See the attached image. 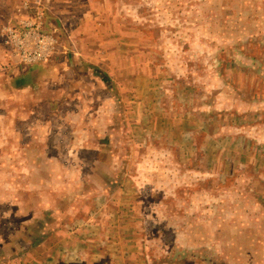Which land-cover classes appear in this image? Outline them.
<instances>
[{
  "label": "rangeland",
  "instance_id": "1",
  "mask_svg": "<svg viewBox=\"0 0 264 264\" xmlns=\"http://www.w3.org/2000/svg\"><path fill=\"white\" fill-rule=\"evenodd\" d=\"M43 2L22 0L21 9L36 13L33 19L51 9L64 16L61 6ZM70 3L75 6L69 14L79 16L78 26L94 33L89 44L100 47L96 54H85V61L93 73L104 76L105 93L116 96L105 108L113 106L120 123L119 141L128 138L135 145L121 149L125 155L120 159L131 161L120 167V181L97 184L121 192V209H145V219L153 227L141 232L139 222L144 219L135 211L114 213L105 236L119 245L112 246L124 259L118 264H144L137 259L140 242L147 247L145 256L155 257H149L147 264H264V180L260 178L264 141L258 137L264 127V0ZM58 24L64 30L65 22ZM41 30L54 38L55 47L48 25L41 22ZM176 120L177 128L171 124ZM149 142L169 146L161 157L172 181L166 197L162 190L141 192L138 158L131 155ZM111 144L110 134H105L107 154L114 152L117 157ZM251 176L262 181L261 188L246 187ZM93 185L89 183V189ZM95 198L87 199L88 209H105L104 201L92 202ZM87 223L86 219L65 223L59 239L41 248L45 250L41 257L60 239L91 236ZM131 229L139 230L137 242ZM226 238L243 242L242 247H230L236 262L226 258Z\"/></svg>",
  "mask_w": 264,
  "mask_h": 264
},
{
  "label": "crops",
  "instance_id": "2",
  "mask_svg": "<svg viewBox=\"0 0 264 264\" xmlns=\"http://www.w3.org/2000/svg\"><path fill=\"white\" fill-rule=\"evenodd\" d=\"M21 2L0 0V264L123 263V257L116 256L112 248L119 245L105 236L110 219L122 211H135L144 219L139 222L141 232L153 227L145 219V209H121V192L97 184L119 182L120 167L130 160L120 159L125 155L121 149L131 150L135 146L128 138L119 141L120 123L113 106L105 108V103H112L115 95L105 93L104 76L93 73L91 64H86L85 54H96L100 47L89 44L93 31L81 29L79 16L69 14L75 6L71 0H45L46 6H61L59 11L64 14L59 16L51 9L48 15H40L43 26L48 25L54 34L56 46L47 61L22 62L7 32H2L8 25L18 28L23 17L36 16L34 12L22 11ZM59 20L65 22L64 30L58 27ZM168 122L166 119L167 125ZM179 122L171 124L177 128ZM154 125L157 126L155 122ZM260 131L259 141H264V127ZM105 134H110L111 151L117 150V157L114 152L107 154ZM162 144L146 143L141 152L135 148L138 154L131 156L138 158L137 178L144 183L141 192L162 190L166 197V186L172 181L161 159L169 146ZM252 177L247 178L246 187L261 188L262 181ZM260 178L264 180V176ZM89 183L95 186L89 189ZM90 196L96 197L92 201L95 205L104 201L105 209H88ZM90 213L94 215L91 217ZM53 214V218L47 219ZM83 219L88 220L91 236L60 239L56 246H50L49 254L47 251L41 257L45 252L41 248L59 239L65 223ZM139 230L131 229L130 236L136 242ZM87 231L88 228L84 230ZM120 233L121 236L124 231ZM179 237L177 234V240ZM192 240L189 242L193 243ZM223 240L227 260L236 262L230 247H242L241 238ZM140 244L142 252L137 259L147 264L149 257H155L145 256V242ZM161 252L167 251L161 247ZM252 259H256V254Z\"/></svg>",
  "mask_w": 264,
  "mask_h": 264
},
{
  "label": "built area",
  "instance_id": "3",
  "mask_svg": "<svg viewBox=\"0 0 264 264\" xmlns=\"http://www.w3.org/2000/svg\"><path fill=\"white\" fill-rule=\"evenodd\" d=\"M30 20L20 22L18 28L7 29L11 44L26 64L46 61L55 44L54 38L41 30L40 15Z\"/></svg>",
  "mask_w": 264,
  "mask_h": 264
}]
</instances>
